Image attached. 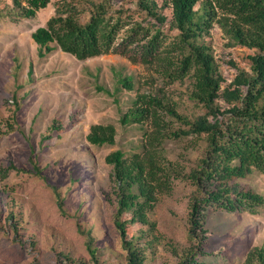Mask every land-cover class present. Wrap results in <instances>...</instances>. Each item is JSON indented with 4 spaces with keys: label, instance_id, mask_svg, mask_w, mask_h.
<instances>
[{
    "label": "rangeland",
    "instance_id": "obj_1",
    "mask_svg": "<svg viewBox=\"0 0 264 264\" xmlns=\"http://www.w3.org/2000/svg\"><path fill=\"white\" fill-rule=\"evenodd\" d=\"M156 1L168 17L163 24L141 9L140 0H68L81 11L82 23L89 21L96 2L121 25L113 51L86 60L59 47L41 57L32 39L63 0H53L33 19H0V264H128L114 224L118 199L106 157L117 150L128 159L142 156L155 127L150 121L124 124V116L141 94L158 95L189 119L206 113L191 99L192 78L173 82L164 72L168 61L163 57L174 51L178 31L171 28V9ZM156 36L160 45L149 57L148 45ZM203 41L226 80H234L235 67L251 72L256 50L231 46L218 25ZM124 78L132 80L134 90L121 84ZM164 118L168 130L188 128ZM98 124L115 128V144L88 142ZM150 148L174 172L149 213L155 229L137 225L129 233L140 237V245L146 243L145 264H182L194 249L190 206L202 197L188 175L204 156L206 137L164 138ZM229 185L264 197V174L257 170ZM256 209L253 214L207 207L206 254L196 264H245L250 251L264 249V204ZM91 238L96 258L88 248Z\"/></svg>",
    "mask_w": 264,
    "mask_h": 264
},
{
    "label": "trees",
    "instance_id": "obj_2",
    "mask_svg": "<svg viewBox=\"0 0 264 264\" xmlns=\"http://www.w3.org/2000/svg\"><path fill=\"white\" fill-rule=\"evenodd\" d=\"M52 1L0 0V19H33ZM139 4L159 23L168 20L158 1L140 0ZM91 6L89 21L82 23L81 11L63 0L46 26L32 34L39 56L44 57L55 47L78 60L112 52L121 30L120 22L112 23L103 3L92 2ZM163 6L171 9V28L178 31L174 51L163 57L168 61L164 72L173 82L192 78L191 99L202 105L206 113L189 119L158 95L141 94L124 116V124L150 121L155 127L142 156L135 154L128 159L123 151L117 150L106 157V162L113 166L118 199L114 224L127 252L128 264H145L147 259L146 243L140 245V237L131 236L129 228L141 225L149 232L155 229L156 223L150 220L149 213L155 208L158 191L172 180L171 163L165 164L158 152L150 148L164 138L204 135L207 141L204 156L188 175L202 197L195 198L190 206L189 237L194 249L182 264H196L197 258L206 254L208 231L204 227V213L207 207L257 214L256 208L264 204L263 196L229 185L233 179L245 178L255 170L264 174V0H164ZM215 25L231 46L256 50L250 57L251 72L235 67L234 80L224 78L211 47L203 41ZM159 45V36L153 37L148 45L147 52L152 53L149 57L156 54ZM175 51L178 55L171 57ZM120 82L128 90H134L131 79ZM219 100L224 102V108ZM162 114L188 128L168 130ZM115 137L114 127L98 124L91 127L87 140L92 145L104 146L115 144ZM124 216L129 217L124 219ZM92 240L88 248L96 258ZM255 261L264 264V249L250 251L245 264H255Z\"/></svg>",
    "mask_w": 264,
    "mask_h": 264
}]
</instances>
